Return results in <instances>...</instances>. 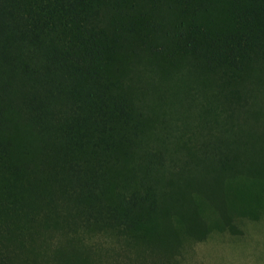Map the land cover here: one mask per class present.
<instances>
[{
  "label": "trees",
  "instance_id": "trees-1",
  "mask_svg": "<svg viewBox=\"0 0 264 264\" xmlns=\"http://www.w3.org/2000/svg\"><path fill=\"white\" fill-rule=\"evenodd\" d=\"M264 191V0H0V264H185Z\"/></svg>",
  "mask_w": 264,
  "mask_h": 264
},
{
  "label": "rangeland",
  "instance_id": "rangeland-1",
  "mask_svg": "<svg viewBox=\"0 0 264 264\" xmlns=\"http://www.w3.org/2000/svg\"><path fill=\"white\" fill-rule=\"evenodd\" d=\"M253 211L240 215L233 230L212 226L207 236L186 244L185 264H264V191Z\"/></svg>",
  "mask_w": 264,
  "mask_h": 264
}]
</instances>
